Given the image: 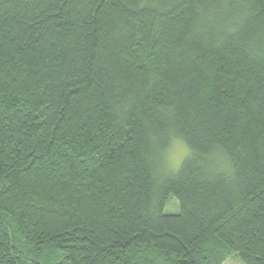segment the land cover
Segmentation results:
<instances>
[{
    "label": "trees",
    "instance_id": "trees-1",
    "mask_svg": "<svg viewBox=\"0 0 264 264\" xmlns=\"http://www.w3.org/2000/svg\"><path fill=\"white\" fill-rule=\"evenodd\" d=\"M230 256L264 264V0H0V264Z\"/></svg>",
    "mask_w": 264,
    "mask_h": 264
},
{
    "label": "rangeland",
    "instance_id": "rangeland-1",
    "mask_svg": "<svg viewBox=\"0 0 264 264\" xmlns=\"http://www.w3.org/2000/svg\"><path fill=\"white\" fill-rule=\"evenodd\" d=\"M187 147L182 140L170 138L167 146L163 151L164 166L171 173L176 172L182 159L186 156ZM177 202L174 197H171L164 207L166 213H174L177 211ZM222 264H242L235 256L228 257Z\"/></svg>",
    "mask_w": 264,
    "mask_h": 264
}]
</instances>
